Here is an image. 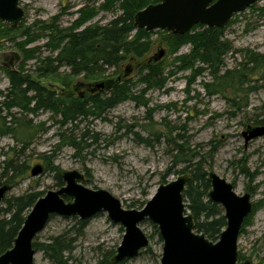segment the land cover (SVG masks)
I'll return each mask as SVG.
<instances>
[{"label": "rangeland", "instance_id": "1", "mask_svg": "<svg viewBox=\"0 0 264 264\" xmlns=\"http://www.w3.org/2000/svg\"><path fill=\"white\" fill-rule=\"evenodd\" d=\"M19 4L26 26L36 21L49 23L56 18L57 25L68 28L80 16L79 10L89 8L95 15L82 29L105 25L120 13L116 9L104 11V0H19ZM223 40L231 49L223 58L217 75L205 69L201 76L193 77L190 69H185L165 77L161 88L139 84L144 74L141 65L163 51L157 62L167 75L180 66L177 58L190 50L186 45L172 53L163 33L154 31L150 36L149 52L144 57L128 56L117 69L108 70L102 79L93 80L71 76L65 68L56 70L51 76L36 75V67L42 65L43 58L49 53L42 48L46 38L31 44V47L40 46L43 53L25 62V73L63 94L64 101L74 99L80 93L92 94L87 86L94 84L102 83L104 90L110 82L124 77L128 69L125 77L132 82L130 94L133 100L107 111L104 120L89 118L78 123L73 132L76 140L87 135L80 143L79 151L60 146L58 134L61 130L55 124L57 118L48 111L26 116L22 123L30 120L29 128H17L11 135H6L5 126L0 124V176L4 162L15 158V152L23 145L27 148L16 159L20 163L25 160L29 165L26 176L19 179L4 197L26 192L42 193L43 197L47 192L59 189L55 186V173L46 171L49 162L60 175L78 172L83 176L82 186L108 192L119 200L123 209L140 210L160 184L185 174L178 173L183 171V163L172 165L176 154L172 140L179 137L183 140V150H193L203 157L207 174L214 173L224 179L238 196L250 194V202L257 208L250 222L242 224L237 241V261L239 264L246 260L264 264V136L245 143L243 135L248 128L264 126L257 124L264 120V62L256 65L252 60L255 55L264 56V1L235 14L224 30ZM15 54L21 57L12 44L4 43L0 48V68H17L19 57H14ZM193 67L205 68L197 63ZM225 71L229 72L228 77L220 80ZM249 74L253 76L251 81L245 79L239 83V77ZM8 86V79L0 69V102L1 92L4 94ZM11 112L17 114L16 110ZM5 114L1 108L0 116ZM35 165H40L43 172L31 177L30 169ZM0 182L3 179L0 178ZM77 220L53 216L37 234L36 241L45 243L62 235L73 240L68 264H96L106 253L113 251L115 254L124 235L122 227L113 224L104 212L86 220L81 230ZM139 227L148 239V247L137 257L124 261L125 264H158L163 242L156 228L148 221ZM33 261L34 264H51L41 252H36Z\"/></svg>", "mask_w": 264, "mask_h": 264}, {"label": "trees", "instance_id": "2", "mask_svg": "<svg viewBox=\"0 0 264 264\" xmlns=\"http://www.w3.org/2000/svg\"><path fill=\"white\" fill-rule=\"evenodd\" d=\"M160 1L104 0L102 5L104 11L116 9L120 13L105 25L82 29L84 23L95 15L89 8L79 10L80 16L68 28H61L57 25L56 18L49 23L36 21L29 26L21 22L19 27L14 30L7 24L0 23V48L4 43H9L21 54V57L14 55L17 59L19 57L17 68H0L4 71L9 82L4 94L1 92L3 98L0 102V107L6 113L5 116H0L1 127L5 126V134L11 135L17 128H29L30 120L22 123L26 116L36 115L39 111H48L57 118L55 124L61 130L58 134L60 146H68L76 151L81 150L80 143L87 138V135H81L79 140H76L73 132L77 129L78 123L87 121L89 118L104 120V114L107 111L122 102L133 100L130 94L132 82L124 75V77L110 82L104 90L88 94L84 98L77 96L64 101L61 98L63 94L43 84L41 79H33L25 73V62L36 56L39 57L43 53L40 46L31 47L30 45L41 38H46L42 48L49 53V56H45L42 65L37 66L34 71L40 77L51 76L56 70L65 68L71 76H83L91 80L102 79L108 70L117 69L128 56L141 59L149 52V38L154 31L146 32L144 29L136 28L134 16L147 6L158 4ZM260 11L262 12V9ZM226 27L227 25L223 28L196 25L184 35H174L158 30L157 33L167 36L169 49L172 53H177L180 48L186 45L190 47L189 53L179 56L177 60L180 66L174 68L176 71L173 69L169 71L167 75L160 62H145L141 65L144 74L139 79V84L161 88L165 84V77L185 69H190L193 77L201 76L205 69L217 75V72L222 68L223 58L231 49L228 42L223 40ZM252 58L256 65H261V62H264L263 55H255ZM195 63L205 68H194ZM228 75L229 72L225 71L219 79H226ZM251 75L239 77V83L242 84L245 79L251 81V77H253ZM12 110H16L17 114L11 112ZM257 124L264 125V120ZM141 141L150 145L146 140ZM172 143L176 153L172 165L183 163L184 169L178 173H187L188 175L184 202L194 218L195 230L197 233L204 234L208 240L216 242L221 231L225 228L226 221L222 208L208 199L210 185L203 157L195 154L193 150H183V140L179 137L172 140ZM26 148L24 145L21 146L20 150L15 152V158L4 162L0 176L3 182H0V186L8 185L11 188L19 179L26 176L28 163L25 160L20 163L16 159L20 154H23ZM170 169H168L169 172ZM46 171L55 173L56 187L63 186L57 168H52L48 162ZM40 197H42V193L26 192L20 196L3 198L2 206H0V255L12 247L26 215ZM256 208V205L252 206V211L245 218L243 225L250 222V217ZM77 221L79 230L83 229L86 221L79 219ZM72 244L73 240H67L62 235L45 243H38L35 238L32 248L35 252H41L51 264H68L73 251ZM113 255V251L106 253L96 264H112Z\"/></svg>", "mask_w": 264, "mask_h": 264}, {"label": "water", "instance_id": "3", "mask_svg": "<svg viewBox=\"0 0 264 264\" xmlns=\"http://www.w3.org/2000/svg\"><path fill=\"white\" fill-rule=\"evenodd\" d=\"M264 0H161L149 5L134 16V26L146 32L166 31L184 35L196 25L223 28L230 19L253 4ZM23 20L19 0H0V23L17 29ZM163 56L159 51L149 59L157 62ZM125 72V76L128 75ZM46 86L48 84L44 83ZM49 87V86H48ZM51 88V87H50ZM90 93L99 92L102 83L87 86ZM52 89V88H51ZM97 89V90H96ZM248 134V136L246 135ZM245 143L264 136V126L248 128L243 133ZM43 172L40 165L30 169V176ZM63 186L39 198L26 215L12 247L0 255V264H34L36 252L32 243L48 223L51 216L77 218L86 221L100 212L124 230L122 241L111 258L112 264L133 259L148 247V239L140 229L144 221L150 222L161 238L162 254L158 264H239L237 241L245 218L252 211L250 194L236 195L233 186L214 173L207 174L210 190L208 199L223 210L226 221L216 242L197 233L192 214L184 202L187 174L160 184L154 195L140 210L123 209L119 200L102 190H90L81 185L83 176L76 171L61 173ZM0 186V204L9 191ZM241 264H253L246 260Z\"/></svg>", "mask_w": 264, "mask_h": 264}, {"label": "flooded vegetation", "instance_id": "4", "mask_svg": "<svg viewBox=\"0 0 264 264\" xmlns=\"http://www.w3.org/2000/svg\"><path fill=\"white\" fill-rule=\"evenodd\" d=\"M78 96H79L80 98H84V97H85V95H83L82 93L78 94ZM237 256H238V253H237ZM237 258H238V257H237Z\"/></svg>", "mask_w": 264, "mask_h": 264}]
</instances>
